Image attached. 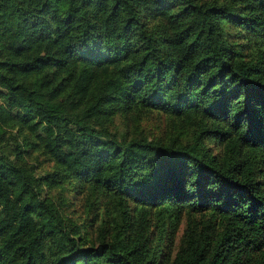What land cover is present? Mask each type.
<instances>
[{"label":"trees","instance_id":"1","mask_svg":"<svg viewBox=\"0 0 264 264\" xmlns=\"http://www.w3.org/2000/svg\"><path fill=\"white\" fill-rule=\"evenodd\" d=\"M0 264H264V0H0Z\"/></svg>","mask_w":264,"mask_h":264},{"label":"rangeland","instance_id":"2","mask_svg":"<svg viewBox=\"0 0 264 264\" xmlns=\"http://www.w3.org/2000/svg\"><path fill=\"white\" fill-rule=\"evenodd\" d=\"M166 116L157 113H146L139 114L130 118H122L120 116H115L112 123L111 130L114 134H119L121 131H128V133L134 132L139 133L142 136H146L149 139H164L167 137L171 131V124ZM29 165L32 167V172L35 176H42L45 172L50 171L51 163L44 160L41 156L36 154L29 161ZM69 190V188H68ZM52 196H55L56 191L52 190L49 192ZM72 193L63 194L64 198H70ZM67 196V197H66ZM101 205L102 201L100 200ZM83 205L80 201L75 202L71 207H73L78 213L83 211ZM100 207V206H99ZM180 232L177 233L176 239L178 240Z\"/></svg>","mask_w":264,"mask_h":264}]
</instances>
